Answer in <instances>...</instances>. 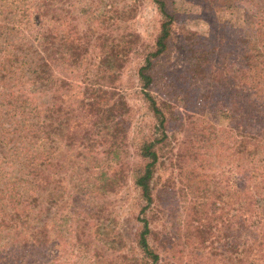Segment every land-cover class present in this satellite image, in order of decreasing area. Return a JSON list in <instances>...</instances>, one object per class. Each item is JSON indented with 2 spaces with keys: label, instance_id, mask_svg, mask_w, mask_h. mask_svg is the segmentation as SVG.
Returning a JSON list of instances; mask_svg holds the SVG:
<instances>
[{
  "label": "trees",
  "instance_id": "trees-1",
  "mask_svg": "<svg viewBox=\"0 0 264 264\" xmlns=\"http://www.w3.org/2000/svg\"><path fill=\"white\" fill-rule=\"evenodd\" d=\"M202 1L207 31L160 73L176 0H151L148 42L126 26L129 0H0V264H264V34L226 13L247 2L264 25V0ZM133 58L127 86L151 120L131 149Z\"/></svg>",
  "mask_w": 264,
  "mask_h": 264
},
{
  "label": "rangeland",
  "instance_id": "rangeland-1",
  "mask_svg": "<svg viewBox=\"0 0 264 264\" xmlns=\"http://www.w3.org/2000/svg\"><path fill=\"white\" fill-rule=\"evenodd\" d=\"M132 3H136L137 11L133 15L131 19H129L128 22H126V26L130 28L133 31H136L141 38L144 41H151L156 35L157 28H158V22H157V12L156 9L151 2V0H129ZM178 5V14L174 21V33L172 41L173 46V52L171 55V67H167L165 69H162L160 73L167 71L170 73L171 71H178L179 68L183 66L184 63V50L185 48V37L190 34V32H205L207 31V25L203 21V18H200V11L201 8L206 5V2L202 0H176ZM203 9V8H202ZM230 15L234 17V24L240 31V33L248 38L256 39L259 35L264 34V25L256 16L255 9L247 2L238 1L236 2L235 6L232 8H228L226 13H229ZM248 13L249 15L253 16L254 18H251L249 20H246V17L244 16V13ZM204 15H207V11L204 13ZM138 61L136 59H132L126 66V68L123 71L122 74V82L125 85L126 88H124L125 93L128 96V101L130 104L138 107V110L136 111V116L134 119V123L130 129L129 132V140H130V148L132 149V146L134 145L133 140L137 139L139 135L137 133H140V131H143L146 134L148 128H140L137 131V126L142 120H146V122H149L151 120L150 113L146 112L144 110L141 101L137 97L136 90L133 87L127 86L128 84H131V78H133L132 70L134 68V65ZM178 73V72H176ZM69 78L74 84H83L81 81H83L79 76H73L71 73H67L65 75V79ZM170 79H165V82L168 83ZM171 81V80H170ZM175 83V82H174ZM179 85V83H177ZM199 111V110H196ZM192 113V112H189ZM194 121L198 124L204 125L207 123L216 124L219 122L217 118L215 117H209L204 112H193ZM219 125V124H218ZM122 190L125 193V201L118 204L116 213L118 223H122L126 227V231L124 232V235L128 236V232H135L136 229V222H134V217L136 212H131L130 205L132 204L134 199V196L136 195V190L132 187L131 179L128 178L127 184L122 188ZM190 195L188 196V198ZM129 214L132 215V219L128 221ZM134 216V217H133ZM113 229L112 224L108 226V229H105V234L111 233L110 231ZM103 232V233H104ZM71 247V245H69ZM76 251V250H75ZM82 264H87L86 260L81 259Z\"/></svg>",
  "mask_w": 264,
  "mask_h": 264
}]
</instances>
